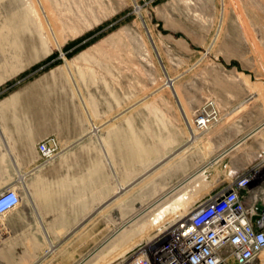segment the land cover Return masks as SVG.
<instances>
[{"label": "rangeland", "instance_id": "374dc122", "mask_svg": "<svg viewBox=\"0 0 264 264\" xmlns=\"http://www.w3.org/2000/svg\"><path fill=\"white\" fill-rule=\"evenodd\" d=\"M208 106L216 118L201 127ZM255 127H264V0H0V169L19 188V172L31 183L68 167L79 188L74 209L38 210L30 252L49 247L48 231L65 245L69 234L75 264H129L148 241L125 253L114 243L135 239L164 203L188 192L192 206L234 178L188 179L200 163L189 158ZM52 138L43 157L37 145ZM250 143L264 146V129L231 155Z\"/></svg>", "mask_w": 264, "mask_h": 264}, {"label": "built area", "instance_id": "2783aa9c", "mask_svg": "<svg viewBox=\"0 0 264 264\" xmlns=\"http://www.w3.org/2000/svg\"><path fill=\"white\" fill-rule=\"evenodd\" d=\"M53 141L38 144L43 157L52 155ZM263 167L245 169L214 187L187 218L154 242L140 244L129 264H264V177L258 176ZM21 199L16 185L1 190L0 218L17 210Z\"/></svg>", "mask_w": 264, "mask_h": 264}, {"label": "crops", "instance_id": "0c3cea01", "mask_svg": "<svg viewBox=\"0 0 264 264\" xmlns=\"http://www.w3.org/2000/svg\"><path fill=\"white\" fill-rule=\"evenodd\" d=\"M260 127H255L253 132H251L253 129L250 130L245 134V137L226 147L220 148L217 143L212 141V148H210L207 156L202 157L192 155L189 158V160L200 161V163L194 167L196 173H193L190 176L202 174L204 171H219L222 175L234 176L249 167L264 164V146L261 145L256 149H253V143H250L249 146L246 147V152H243V149H240L231 155L234 150H237L240 146L249 142V140L254 138L256 134L264 129V127ZM209 130L210 128L206 131ZM0 131L4 134L2 129ZM195 135H193L192 139L197 141L198 137ZM3 140L6 141L4 136ZM7 151L9 152V156L13 157V152L9 146H7ZM0 153L3 158L6 156L3 152ZM241 153H247V155L243 156ZM33 156H35V154H33ZM69 156V154H64L63 159L61 160L63 165H70ZM39 172L40 173L36 174L31 183L28 180L27 171L19 172L20 177L18 182L21 185L19 187V192L22 199L20 206L18 207V216H14L12 212L6 214H10V218L7 220L6 224L4 223V217L6 215L0 218V257L3 264H75V250L73 245L68 243L69 234L66 238H63L66 240L65 245L62 242H54V234L52 232L44 231L49 247L44 251H39V249L42 248H36L34 245V252L27 250L26 242L29 239H32V237H30V228H32L34 224L37 225V223H44V217L38 212V210L41 208L57 210L69 208L74 209L76 207L75 199L79 191V188L77 189L75 188V185H73L76 175L71 168L59 167L57 169L52 168L48 172ZM15 184L16 180L14 179V175L8 171H1L0 169V191ZM31 184H34V193H36L40 200L32 199V193L30 192ZM89 188L90 187H88V190ZM24 197H28V202H25V205L23 206L22 203ZM87 202L86 207L90 208L89 195ZM80 207L82 209L83 206L80 205ZM54 221L59 225L75 223L74 220H69L65 217H55ZM4 224L6 225V228L4 227Z\"/></svg>", "mask_w": 264, "mask_h": 264}, {"label": "bare ground", "instance_id": "6f19581e", "mask_svg": "<svg viewBox=\"0 0 264 264\" xmlns=\"http://www.w3.org/2000/svg\"><path fill=\"white\" fill-rule=\"evenodd\" d=\"M214 114H215V111L211 107H209L208 109L204 111V115H205L204 118H202L201 120L199 118L196 119L197 124H199L201 127L202 126L207 127V124H210L212 120L216 118V115L213 116ZM193 176H189L188 179H190ZM218 183H219V180L216 179L214 182L207 183L205 187L209 189ZM176 188H178V186L175 187L173 190L169 191L166 194V196L170 195L173 191H175ZM188 196L189 194L188 192H186L180 197L176 198L175 200L169 203H164L163 206H161L160 210L151 217L150 221L149 220L145 221L141 225L135 228L134 232L136 234V238L133 240H136V241H133L131 238L127 236L121 239L120 242L114 243L110 251L119 250L121 251V253H125L129 249H131L133 246H135L134 244H137L139 242L141 243L143 240H146L148 242H153L154 240H156L170 226L176 224L178 221H180L183 218H187L190 215V207H191L190 204L194 199L191 200V197H190L189 202L187 203ZM168 223H169V226H166V224ZM106 257L107 256H104L102 257V259H105ZM98 263H100V259L97 260L95 264H98Z\"/></svg>", "mask_w": 264, "mask_h": 264}, {"label": "trees", "instance_id": "16d2710c", "mask_svg": "<svg viewBox=\"0 0 264 264\" xmlns=\"http://www.w3.org/2000/svg\"><path fill=\"white\" fill-rule=\"evenodd\" d=\"M55 55V54H54ZM53 56V55H52ZM54 57V56H53ZM50 58H52V57H50Z\"/></svg>", "mask_w": 264, "mask_h": 264}]
</instances>
